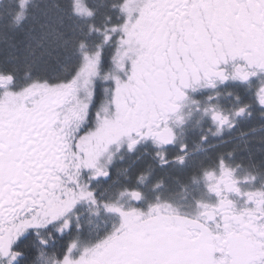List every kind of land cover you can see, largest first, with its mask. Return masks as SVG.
<instances>
[{
  "label": "snow or ice",
  "instance_id": "6c2138e0",
  "mask_svg": "<svg viewBox=\"0 0 264 264\" xmlns=\"http://www.w3.org/2000/svg\"><path fill=\"white\" fill-rule=\"evenodd\" d=\"M27 3L8 36L0 0V264H37L53 245L52 264H264V182L237 175L235 149L191 173L204 193L191 211L163 180L146 192L148 172L112 171L118 153L149 149L183 168L192 119L218 137L264 117V0H61L24 27ZM85 206L103 227L85 231Z\"/></svg>",
  "mask_w": 264,
  "mask_h": 264
},
{
  "label": "flooded vegetation",
  "instance_id": "af4514ba",
  "mask_svg": "<svg viewBox=\"0 0 264 264\" xmlns=\"http://www.w3.org/2000/svg\"><path fill=\"white\" fill-rule=\"evenodd\" d=\"M255 82L254 79L253 84H255ZM229 89L238 90L242 95L247 97L244 89L239 85L229 84L226 88L221 89V91L226 92ZM220 102L225 108L231 107L232 104L231 98L227 96H222ZM188 110V108L185 109L186 112ZM208 129L209 125L206 122L198 124L196 119H192L185 128L178 130L177 143H188L189 149L192 153L189 157L188 163L183 168L176 166L165 169L159 168L157 166V161L151 156L152 150L149 149L147 155L143 154V150H140L134 155H128L126 152L118 153L114 158V163L112 165L113 174L116 175L117 170H119V175L123 182L124 177L126 176H131L134 179L137 173L148 172L149 179L146 182L145 191H149L153 183L157 180H163L164 188L160 190L163 196L166 195L164 194L166 191L172 192L174 189L179 190V184L186 183L188 184L187 192H177L176 195L179 197L176 198L175 202L180 204L184 203L186 210L190 211L192 210L189 207L192 197L194 195L202 196L204 193L202 185L199 183L192 184L189 177L200 162H206L209 157L214 156L217 153L235 149L232 163H239L242 165L238 168L237 175L244 177L249 172H258L257 184L264 182V168H251V160H264V117H262L258 111H253L250 118H245V120L237 122L233 129H226L221 136H212L211 133L215 131L214 127L211 131ZM252 129H255V131H252ZM201 135H207L209 137L206 143H200L199 137ZM223 140H228L229 143H220ZM213 144L217 145V147H209V145ZM175 151V148L170 149V152ZM120 156H123L122 160L120 159ZM137 157H139V159H137ZM249 157H251V160ZM148 165L152 166L151 169L147 167ZM125 169H127V171H125ZM177 175L180 177L179 181L173 179V177ZM114 194V192L110 193V195ZM170 195H172V193H169V196ZM182 195L185 196V198H183ZM122 203H126V201H122ZM80 211V223L84 225L86 232L95 229L97 226L103 227L104 221L108 219L106 217L98 218L94 215H90L87 206ZM43 235L47 237V233H44ZM54 247V245L50 246L49 249L43 252L42 256L34 251L32 254L38 257L37 264H52L51 258Z\"/></svg>",
  "mask_w": 264,
  "mask_h": 264
},
{
  "label": "trees",
  "instance_id": "16d2710c",
  "mask_svg": "<svg viewBox=\"0 0 264 264\" xmlns=\"http://www.w3.org/2000/svg\"><path fill=\"white\" fill-rule=\"evenodd\" d=\"M7 3V0H6ZM56 3H61V0H33L30 3V6L27 9L28 15H29V20H26L24 22V27H27V25L30 23V19H31V15L33 12H35L37 9H44L45 7H51L53 4ZM11 15L9 17V12L7 11L8 15L7 17L10 18L9 20H12V17H14L15 12L17 11V8H11ZM16 27L14 25V23H10L8 24V32L7 35L11 36L15 31H16ZM14 42V41H12Z\"/></svg>",
  "mask_w": 264,
  "mask_h": 264
},
{
  "label": "rangeland",
  "instance_id": "374dc122",
  "mask_svg": "<svg viewBox=\"0 0 264 264\" xmlns=\"http://www.w3.org/2000/svg\"><path fill=\"white\" fill-rule=\"evenodd\" d=\"M32 1H33V0H28V3H27V5H26V9H28V7L30 6V3H31ZM11 8H17V6H16V4H15V0H12V6H11L10 8H8V9H6V11L9 12V17H10L11 12H12V11H11ZM9 19H10V18H8V17L6 16L7 24L13 23V20H9ZM177 192H180V191H179L178 189H174V190H172V192H170V191H166L164 194H166L165 197L171 198V199H173V200L175 201L176 198L179 197V196L176 195ZM169 193H175V194L169 196ZM182 197L185 198V196H183V195H182ZM182 204L184 205V203H182ZM187 206H188V205H187ZM189 207H190V206H189Z\"/></svg>",
  "mask_w": 264,
  "mask_h": 264
}]
</instances>
